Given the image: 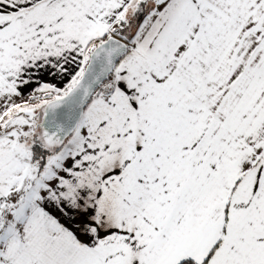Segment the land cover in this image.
<instances>
[{
    "label": "snow or ice",
    "instance_id": "obj_1",
    "mask_svg": "<svg viewBox=\"0 0 264 264\" xmlns=\"http://www.w3.org/2000/svg\"><path fill=\"white\" fill-rule=\"evenodd\" d=\"M0 264H264V0H0Z\"/></svg>",
    "mask_w": 264,
    "mask_h": 264
}]
</instances>
